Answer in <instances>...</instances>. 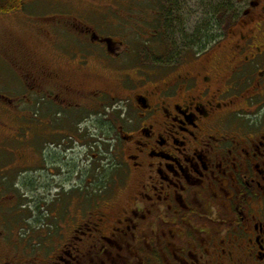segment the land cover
<instances>
[{
  "label": "flooded vegetation",
  "instance_id": "flooded-vegetation-1",
  "mask_svg": "<svg viewBox=\"0 0 264 264\" xmlns=\"http://www.w3.org/2000/svg\"><path fill=\"white\" fill-rule=\"evenodd\" d=\"M248 2L205 52L140 63L133 15L114 32L72 26L75 58L50 33L23 85L36 116L70 122L44 120L46 158L96 138L110 175L62 187L78 198L51 210L47 252L0 264H264V0Z\"/></svg>",
  "mask_w": 264,
  "mask_h": 264
},
{
  "label": "rangeland",
  "instance_id": "rangeland-1",
  "mask_svg": "<svg viewBox=\"0 0 264 264\" xmlns=\"http://www.w3.org/2000/svg\"><path fill=\"white\" fill-rule=\"evenodd\" d=\"M220 1L227 2L235 14L249 3V0H23L20 12H0L1 256L47 252L45 247L51 244L48 226L51 210L64 207L68 197L78 198L77 195L69 196L62 187L77 188L87 179L97 183L103 173L104 177L110 175L106 173L110 158H100L105 148L96 138L89 137L87 147L74 142L73 154L65 152L69 142H64L58 149L59 154L63 152L67 157L46 158L52 141L45 137L44 130L48 129L42 127L44 120L52 118L55 128L56 122L69 121L64 115L56 117L51 110L41 118L36 116L34 99L32 104L23 102L24 96L32 95L23 85L27 65L35 63L34 55L48 47L53 50L50 33L61 38L57 49H63L62 52L67 51L75 58L73 38L67 33L72 26L101 27L106 32H114L117 14L133 15V38L137 39L140 63L150 52L155 60L168 49L197 52L201 43L203 49L208 43L200 41L201 30L208 28V36L217 37L219 31L226 28L225 23L219 27V20L209 13V8H216ZM8 7H12L9 0H0L1 10ZM151 35L155 37L151 39ZM148 42L150 45L147 46ZM228 42L226 39L223 45ZM169 45H172L171 49ZM43 55L50 57L49 53ZM88 121L90 127L98 122L93 115ZM37 125L41 127L38 135ZM63 132L66 137L65 129ZM88 187L84 193L77 192L79 196L93 195V185L88 184ZM55 197L61 201L55 202Z\"/></svg>",
  "mask_w": 264,
  "mask_h": 264
},
{
  "label": "trees",
  "instance_id": "trees-1",
  "mask_svg": "<svg viewBox=\"0 0 264 264\" xmlns=\"http://www.w3.org/2000/svg\"><path fill=\"white\" fill-rule=\"evenodd\" d=\"M12 3V7H8L7 9H0V12L2 13H14V12H20L23 9V0H9ZM223 3V4H222ZM212 10V12H211ZM209 13L211 16L216 17L219 20V27L221 25H223L225 23L226 27L229 26L230 22V18L232 17V15L234 14V10H232V8L228 5L227 2L225 1H220L219 5H217V7L214 9L213 8H209ZM212 21V20H210ZM170 27V26H169ZM208 28H205L203 31L204 33L202 34V30H201V34H200V41L205 43H208V45H205V47L202 49V43L199 46L200 49L197 51L198 53L200 52H205L207 50V48H209L211 45H213V43H215V41H219L220 39H222V37L224 36L225 33V29L222 31L221 28L219 31V35L217 37H213L214 35L212 34V36H208L209 32L207 30ZM199 32V30H198ZM155 37V36H154ZM153 37V38H154ZM149 50V49H148Z\"/></svg>",
  "mask_w": 264,
  "mask_h": 264
}]
</instances>
